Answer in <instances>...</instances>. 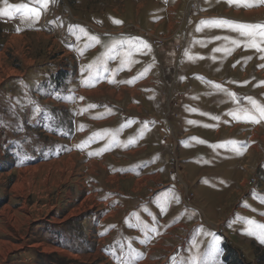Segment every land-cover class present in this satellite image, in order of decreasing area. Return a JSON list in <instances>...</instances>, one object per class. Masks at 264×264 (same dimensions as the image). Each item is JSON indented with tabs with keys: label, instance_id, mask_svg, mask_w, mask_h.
Instances as JSON below:
<instances>
[{
	"label": "rangeland",
	"instance_id": "1",
	"mask_svg": "<svg viewBox=\"0 0 264 264\" xmlns=\"http://www.w3.org/2000/svg\"><path fill=\"white\" fill-rule=\"evenodd\" d=\"M245 3L0 0L39 12L0 15V264H264V119L229 115L264 106Z\"/></svg>",
	"mask_w": 264,
	"mask_h": 264
},
{
	"label": "snow or ice",
	"instance_id": "2",
	"mask_svg": "<svg viewBox=\"0 0 264 264\" xmlns=\"http://www.w3.org/2000/svg\"><path fill=\"white\" fill-rule=\"evenodd\" d=\"M229 2L230 3L235 2L238 5L243 4L244 6H251V5L247 4V3H245V0H229ZM5 3H6V0H5ZM35 3L40 4L41 7H44L47 4V0H35ZM11 7H15V8H17V10L27 8V6L23 5V4L19 5V6H10L9 5L8 7L4 8V9H0V15H7V16L11 17L12 14H11V12L8 11V8H11ZM27 12H28V14L30 16H34L37 19L39 18V12L37 11V9H35V8H27ZM113 22L116 23V24L120 23V21H118V20H114ZM212 23L217 25V26H220V25L228 24L229 22H226V21H213ZM229 26L232 27L233 30H238L241 33V35H254L255 30L256 29H260L261 30L260 34L262 36H264V25H246V24L231 25L230 24ZM75 28H79V26H71L70 25L69 26V31L72 32ZM79 30H80V32H85V30L83 28H80ZM17 31H19V29H17ZM85 35H87V33H85ZM88 38L91 41H94V42H97V43L99 42L98 39L95 36H89ZM225 39H227V38H225ZM231 42L234 45H238L240 43L237 40H232ZM117 44H119L121 46H123L125 44L128 45V51L123 54L124 58L122 59V63L130 62L129 58L132 55V50L133 49L139 50L141 48H149V45L146 42L142 41L140 38L129 37V38L114 42L113 45L109 48V52L114 51ZM246 46H248V45H246ZM251 46L252 47H257V44L255 43V41L252 42ZM257 50L258 51H264V48H258L257 47ZM215 51H221V49H215ZM226 51H230V50H226ZM109 58H114V57H109ZM89 67L91 68V66H89ZM216 87H219V86L217 85ZM230 95H232L234 97L235 94H230ZM248 100L253 105L255 110L259 113V119L257 118L256 115L248 113L247 110L244 111V115H242V116L237 115L235 113H230L229 115H232L234 119L243 120L244 122L258 123L260 119H264V106L259 105L252 98H248ZM89 107H94V105H90ZM36 111H40V109L37 108ZM82 129H83V126L81 127V130ZM94 136H99V134L98 133L94 134ZM89 139L91 141L92 138H89ZM130 142H131V140H130ZM229 143H231L233 145H236L237 142L231 141ZM234 150L237 152V154H242V150L238 146L235 147ZM163 210L164 209L162 208V211ZM247 223L252 225V224H255L256 222L249 220V221H247ZM256 227L260 228V229H264V225H258L257 224ZM247 234L252 235L253 233H252L251 230H248ZM260 239H261V242H264V236H261ZM175 259L176 258L173 257L174 261H175ZM195 261H196V257L193 256L189 261H187V262H183L182 261L181 264H195Z\"/></svg>",
	"mask_w": 264,
	"mask_h": 264
},
{
	"label": "bare ground",
	"instance_id": "3",
	"mask_svg": "<svg viewBox=\"0 0 264 264\" xmlns=\"http://www.w3.org/2000/svg\"><path fill=\"white\" fill-rule=\"evenodd\" d=\"M100 125H103V124H100ZM96 126H98V124H96ZM129 153H131V152H129ZM128 153V154H129ZM131 156L132 155H134V153H131L130 154ZM71 157H75V154H73V155H71L70 157H69V159L67 160V161H65V162H63L62 163V166L61 167H59L60 169H59V171L62 173V174H64V173H66V170H68V169H70L72 166H73V160L71 159ZM95 163L96 162H91L90 164H89V170H88V174L90 175V176H93V174H94V167H95ZM56 173V172H55ZM108 180V182H112V181H114V180H116V177H113V178H109V179H107ZM17 186H19V185H17ZM16 187V186H15ZM20 189V188H19ZM23 191V190H22ZM94 198V195H90V196H88V197H86L81 203H80V205H79V208H83L84 206H85V204H87L89 201H92V199ZM103 205V207H105L106 208V204H102Z\"/></svg>",
	"mask_w": 264,
	"mask_h": 264
},
{
	"label": "trees",
	"instance_id": "4",
	"mask_svg": "<svg viewBox=\"0 0 264 264\" xmlns=\"http://www.w3.org/2000/svg\"><path fill=\"white\" fill-rule=\"evenodd\" d=\"M230 256H229V258L230 259H236V256H235V254H234V252L233 251H230V254H229ZM236 261V260H235Z\"/></svg>",
	"mask_w": 264,
	"mask_h": 264
},
{
	"label": "built area",
	"instance_id": "5",
	"mask_svg": "<svg viewBox=\"0 0 264 264\" xmlns=\"http://www.w3.org/2000/svg\"><path fill=\"white\" fill-rule=\"evenodd\" d=\"M196 3H198V0H191V4H192V5H194V4H196Z\"/></svg>",
	"mask_w": 264,
	"mask_h": 264
},
{
	"label": "crops",
	"instance_id": "6",
	"mask_svg": "<svg viewBox=\"0 0 264 264\" xmlns=\"http://www.w3.org/2000/svg\"><path fill=\"white\" fill-rule=\"evenodd\" d=\"M114 177H116V179H118V177L117 176H114ZM110 178H113V177H110ZM109 179V178H108Z\"/></svg>",
	"mask_w": 264,
	"mask_h": 264
}]
</instances>
